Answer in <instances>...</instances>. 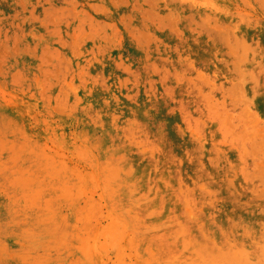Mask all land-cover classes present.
Returning <instances> with one entry per match:
<instances>
[{
    "label": "rangeland",
    "instance_id": "rangeland-1",
    "mask_svg": "<svg viewBox=\"0 0 264 264\" xmlns=\"http://www.w3.org/2000/svg\"><path fill=\"white\" fill-rule=\"evenodd\" d=\"M0 264H264V0H0Z\"/></svg>",
    "mask_w": 264,
    "mask_h": 264
}]
</instances>
